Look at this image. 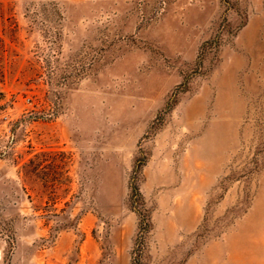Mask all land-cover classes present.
<instances>
[{"label":"rangeland","instance_id":"rangeland-1","mask_svg":"<svg viewBox=\"0 0 264 264\" xmlns=\"http://www.w3.org/2000/svg\"><path fill=\"white\" fill-rule=\"evenodd\" d=\"M0 264H264V0H0Z\"/></svg>","mask_w":264,"mask_h":264}]
</instances>
